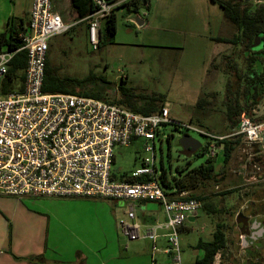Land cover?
Wrapping results in <instances>:
<instances>
[{"label":"rangeland","instance_id":"rangeland-1","mask_svg":"<svg viewBox=\"0 0 264 264\" xmlns=\"http://www.w3.org/2000/svg\"><path fill=\"white\" fill-rule=\"evenodd\" d=\"M63 2L60 6L63 19L66 21L68 18L75 26L68 33L50 40L51 62L62 75L80 80L91 76L97 82L96 87L109 93L111 99L118 98L117 88L121 85L144 95H162L165 104H169L172 120L191 124L217 136H228L234 131L226 124L224 117V96L229 79L224 70V58L229 55L242 72L247 70V63L243 43L221 45L214 40L216 37L231 36L232 27L234 33L237 32L234 25L225 19L218 3L211 0H150V8H146L139 0L138 7L132 3L130 9L120 7L115 10L117 34L114 41L99 46L103 41L101 33L95 46L86 35V23L72 19L70 7L65 0ZM250 2L251 8L255 9L257 2ZM134 14L145 21L144 26L138 27L129 20ZM201 99L207 103L198 107ZM252 115L255 121L264 122L261 120L264 118V98L255 106ZM163 134L165 136L157 138L155 142L156 163L158 168L163 163L170 177L176 175L177 170L186 172L208 160L209 156L204 153L208 139L201 134L185 127L175 128L171 124L163 128ZM184 135L201 145L192 155L181 153L180 141ZM169 136L170 142L167 141ZM145 143V140L137 139L128 147L117 146L113 171L117 175L135 174L147 156ZM242 149L233 152L227 164L223 162L222 151L217 152L218 156L214 158L215 179L202 183L192 191L198 196L218 192L210 201L221 212L209 215L201 209L195 221L186 223V230L179 234L183 264H194L203 256V251L197 249L196 245L200 239L212 240L217 223H224L228 236V249L224 254L220 253L221 263L240 264L242 256L238 257L240 247L236 212L241 203L235 202V192L225 196L219 193L241 189L239 186L245 183L235 182L237 173L249 168L250 175L254 174L253 165L246 160L248 152ZM243 164L247 168H241ZM260 167L261 171L256 176L263 178L264 163ZM249 187L251 189L253 186ZM81 199L73 198L70 203L40 202L38 206L48 208L52 213L51 224L58 229L67 227L78 229V232L79 228L81 231L91 229L102 232L100 227L105 228L104 225L109 224H115L117 228L124 212L121 204H115L112 199H106L107 204L104 205L96 203L97 199H89L91 202ZM8 201L0 200V210L5 212V217H9L13 223H23L26 219V223L28 220L32 222L29 213L26 217L24 212L17 210V204ZM145 205L152 211L161 209L156 202ZM160 219L164 220V214H160ZM136 223L143 231L146 229L141 218H137ZM151 247L149 240L134 241L128 244L127 250L122 248V253L128 256L132 253L142 254L150 259L153 256L155 261L152 264H171V259L163 254H154ZM239 254L243 255V251Z\"/></svg>","mask_w":264,"mask_h":264},{"label":"built area","instance_id":"built-area-1","mask_svg":"<svg viewBox=\"0 0 264 264\" xmlns=\"http://www.w3.org/2000/svg\"><path fill=\"white\" fill-rule=\"evenodd\" d=\"M92 1L94 11L79 22L86 23L88 38L97 46L106 20L116 9L128 8L134 0ZM74 26L55 9L54 0H32L29 24L19 35L22 48L0 49V90L13 57L22 50L27 54L22 91L0 94V195L18 199L123 201L127 217L120 220L119 226L128 240H149L154 254L164 253L171 264H183L180 230L190 219H197L202 203L186 199V192L175 199L165 194L157 180L156 139L165 136L166 125L185 127L208 138L207 155L215 158L222 150L219 142L241 137V147L248 152L246 160L253 165L255 176L261 171L259 161L264 157V122L242 115L236 131L217 136L172 120L169 104L155 114L142 115L92 97L44 92L50 40ZM137 139L145 140L147 156L135 175L151 180L131 183L115 179V148L128 147ZM140 202L161 204L164 220H156L143 231L135 222L136 205ZM161 238L165 240L164 247L158 244ZM212 264H223L220 253Z\"/></svg>","mask_w":264,"mask_h":264},{"label":"trees","instance_id":"trees-1","mask_svg":"<svg viewBox=\"0 0 264 264\" xmlns=\"http://www.w3.org/2000/svg\"><path fill=\"white\" fill-rule=\"evenodd\" d=\"M70 7L72 19L81 20L91 14L95 7L92 0H66ZM139 0H134L138 7ZM150 0H142L146 8H150ZM218 3L223 9L224 17L237 29V33L231 38L218 37L214 40L217 43L237 45L243 43L244 56L247 63V70L242 72L238 65L231 60L230 57H225V72L229 75L226 83V92L224 96V105L226 107V120L232 131H236L242 115L252 118V112L255 106L259 105L264 98V46L260 51L252 49L253 41L256 37L262 36L264 43V4H259L255 9H252L251 2L244 0H211ZM128 9H130V5ZM26 29L23 21L10 20L8 28L5 32L0 33V49L7 48L9 51H16L22 48L23 43L20 34ZM103 41L111 43L117 34V17L114 13L111 18L107 19L102 28ZM50 45L46 59L45 78L43 90L46 93H64L73 95H82L96 98L107 103L117 104L133 113L142 115H151L157 113L166 103L162 95L151 94L144 95L137 93L134 89L121 85L117 88L118 98L111 99L109 93L101 91L97 88V82H94L93 77L85 79H77L69 76H64L60 73V69L52 64L50 59ZM259 62V66L258 65ZM27 65L26 51H19L12 59L9 65L6 78L1 84L0 94L6 95L15 90L22 91L25 80V69ZM257 67V68H256ZM207 103L206 100H199L197 106L202 107ZM255 120V119H254ZM264 121V118H261ZM258 121V120H257ZM259 122V121H258ZM178 128V125L171 124ZM233 131V132H234ZM204 136V135H202ZM207 138L206 136H204ZM208 139V138H207ZM170 142V136L167 137ZM241 137H229L219 142L222 144L223 162L227 164L233 155L234 150L240 145ZM210 142H207L204 153L207 154V148ZM115 162V160H114ZM261 161L259 164H263ZM158 171L157 180L164 189L165 194L172 198H178L182 192H186V199H196L202 203V210L209 215L220 213V209L211 203L213 195L198 196L192 191L202 183L211 181L216 177L215 159L208 158L205 164L196 167L192 170H177L176 175L169 176V171L165 169L163 163ZM113 177L120 181L131 183H147L151 179L147 176H136L135 174L122 173L117 175L113 173ZM235 192V189L229 190L220 195H228ZM218 195V194H217ZM216 196V194H214ZM239 218V217H238ZM186 227H183L180 232H184ZM196 248L203 251V256L198 258L194 264H212L218 253L224 254L228 249V236L224 223H217L213 232L211 241L200 239ZM16 259H19L15 257ZM27 261L34 264L35 262L43 261V256L30 257ZM60 264V263H57Z\"/></svg>","mask_w":264,"mask_h":264},{"label":"crops","instance_id":"crops-1","mask_svg":"<svg viewBox=\"0 0 264 264\" xmlns=\"http://www.w3.org/2000/svg\"><path fill=\"white\" fill-rule=\"evenodd\" d=\"M65 2L67 3L66 0ZM63 3V0H54L55 9L61 14L60 6H62ZM31 7L32 0H0V33L7 30L10 20L18 22L23 21L27 27L30 20ZM66 21L70 22L68 18ZM236 33L237 32L234 33L232 27L231 36L224 38H231ZM86 35H88L87 25ZM220 44L223 45V43ZM228 56L229 55H227V57ZM224 117L227 124L226 115ZM240 149L241 144L237 146L234 152ZM261 161H264V157ZM241 168L247 167L243 164ZM248 169H245L243 173L239 172L235 175V182L245 183L244 185H240L239 187L241 189L235 191L234 194V196L237 197L235 202L241 203V205L239 204L240 207L237 206L238 210L236 216L244 213L248 216L250 223L257 220L264 222V176L263 178H258L256 175L252 176ZM256 181L257 183H254ZM249 186L253 187L250 189ZM214 194L217 195L218 192L204 194V196H214ZM0 200L1 202H9L8 200H12L18 205L17 210L24 212L26 217L27 213H29L32 218V222L28 220L26 223V219L23 223H13L9 217H5V212H1L0 210V264H32L26 259L37 256L44 257V260L39 261L37 264H152V258L150 259V257H145L142 254L132 253L128 256V254L122 253V248L127 250L128 244L134 241H129L123 234L119 223L117 224V228L115 224L104 225L105 228L101 226L102 232H95L91 229L81 231L80 228L78 232V229L71 230L66 226V228L62 227L58 229L51 224L52 213L48 208H40L38 206L40 202L49 204V202L63 201L70 203L73 198L18 199L11 196L0 195ZM81 200L91 202L89 199ZM96 203L102 205L107 204L106 199H97ZM114 203L123 206L124 212L121 219H126V203L115 200ZM146 203L148 202H140L136 205L137 218H141V222L144 226L147 227V225L155 223L156 220H161V213L164 214L165 218V213L161 204L158 203L161 207L160 210L152 211L146 208ZM33 219H35V221H33ZM261 232L262 231L257 230V227L251 225L247 237L255 241L256 235H258V239L261 238L258 234ZM263 240L262 238V240L257 241L256 244L258 246L263 245ZM158 244L160 247H164L165 240L162 238L159 239ZM263 249H260L262 250V254H264ZM159 254H163L167 257L164 253Z\"/></svg>","mask_w":264,"mask_h":264},{"label":"flooded vegetation","instance_id":"flooded-vegetation-1","mask_svg":"<svg viewBox=\"0 0 264 264\" xmlns=\"http://www.w3.org/2000/svg\"><path fill=\"white\" fill-rule=\"evenodd\" d=\"M255 1L257 4H263L257 0H252V2ZM251 225H254L257 227L258 231H262L261 233H258L261 238H257L258 235H256V240H251L247 237V234L250 231ZM236 229L239 232V247L240 251H243V255H240V251L238 252V257L242 256V260L240 261V264H264V254H262V250L264 247V244L261 246H258L256 243L259 240L264 239V222L263 221H252L250 223V220L247 215L240 214L239 218L237 219V227ZM264 243V240H263ZM264 252V249H263ZM244 256V257H243Z\"/></svg>","mask_w":264,"mask_h":264},{"label":"water","instance_id":"water-1","mask_svg":"<svg viewBox=\"0 0 264 264\" xmlns=\"http://www.w3.org/2000/svg\"><path fill=\"white\" fill-rule=\"evenodd\" d=\"M109 1V0H107ZM246 2L252 1V0H244ZM261 3L264 4V0H257ZM129 20L136 24L138 27H142L145 25V21L140 18L137 14H134L133 16H131L129 18ZM264 43L262 40V36H258L255 38V40L253 41L252 44V49L254 51H260L263 49ZM180 145H181V153L184 155H192L193 153H195L199 148H200V143L194 139H192L190 136L188 135H184L180 141ZM263 145H264V135H263ZM240 215H238L239 217ZM238 219V218H237ZM190 221H194V219H190Z\"/></svg>","mask_w":264,"mask_h":264}]
</instances>
